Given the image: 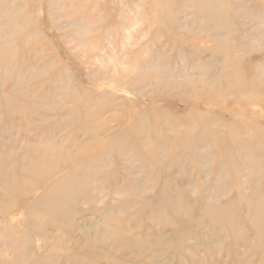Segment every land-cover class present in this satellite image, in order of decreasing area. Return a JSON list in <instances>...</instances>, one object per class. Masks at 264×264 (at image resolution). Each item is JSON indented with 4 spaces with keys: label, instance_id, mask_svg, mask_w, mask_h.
<instances>
[{
    "label": "rangeland",
    "instance_id": "rangeland-1",
    "mask_svg": "<svg viewBox=\"0 0 264 264\" xmlns=\"http://www.w3.org/2000/svg\"><path fill=\"white\" fill-rule=\"evenodd\" d=\"M222 1L240 14L227 16L224 45L258 34L230 55L233 74L250 84V69L264 86V0ZM195 13L185 0H0V264H264V162L218 145L212 161V147L186 149L167 131L169 119L206 113L222 139L251 140L249 125L264 137V90L246 93L253 103L203 99L233 79L224 53L214 62L208 50L224 26ZM180 48L214 68L188 70ZM160 56L172 59L168 84L153 82ZM182 71L204 75L202 94L172 78ZM140 113L145 158L109 146ZM255 139L247 155L258 159Z\"/></svg>",
    "mask_w": 264,
    "mask_h": 264
},
{
    "label": "bare ground",
    "instance_id": "bare-ground-1",
    "mask_svg": "<svg viewBox=\"0 0 264 264\" xmlns=\"http://www.w3.org/2000/svg\"><path fill=\"white\" fill-rule=\"evenodd\" d=\"M185 1H186V3H189L191 6L193 5L195 7L196 17H198L199 15L208 16L210 19H212V21L210 20L211 23L212 22L213 23L220 22L219 24L223 25L224 29L226 30L225 36H219V37L217 36L216 40H218V42H215V44L211 48H208V50L210 49V51L213 52L210 54V56L213 58L214 62L218 61L219 56L222 55V53H224V55H225L224 56V62L226 63V67H230V69L232 71L230 73L229 72L223 73V78H225V79L227 78L226 80L231 78V79H233V81H231V83H228L226 85V87H227L226 91H218L217 93H215L216 95L212 94V95H209V97H203V99L205 101L208 100V101L214 102L216 97L220 98V97H224V96H228V95L235 97V96L239 95L240 98L242 97V99H245L248 103H253V101H254L253 98H255V96L246 97L247 96L246 93H249V91H253L255 94H259L261 91L264 90V86L261 85V83H263V82L261 81V78L257 75H254L253 71L250 69H248L249 75H248V77H246V79L249 80L250 84L245 83V81L244 82L241 81V79L237 75L233 74V73L237 74V71L239 70V62L236 59L235 60L231 59L232 56H230V55H232L233 53H239L240 55H244L246 53V51L243 50L244 47L246 46L245 42L246 41H248V43L254 42V39L258 36V34L257 35L255 34L256 36L254 34L253 35H245L244 33H246V31H244V33L241 32V35H239L238 37L237 36L235 37L238 40L235 43L236 45L234 44V46L232 45V46L228 47L227 45H224V43L226 42V39L229 40L230 37H232L231 34L233 31L231 32L232 26H230V25L232 24L233 20L227 18V16L231 12V14L233 13V15L235 14V16L238 17L240 15L239 12L237 10H235V8L230 3L223 2L222 0H221L222 5L218 1L216 2L214 0H185ZM259 6H260V3L259 2L256 3V6L254 8L255 11H258L257 8ZM21 19H23V18H21ZM173 19H175V15L174 14L173 15L168 14L167 21H169V23H171L172 25L174 22ZM255 27L257 29L258 25H255ZM259 27H258V29H260ZM175 29L177 30L178 28H175ZM238 30L242 31V28H239ZM221 39H223V40H221ZM174 43H176V41ZM188 54L184 53L182 48H180V50L177 53V56H179L180 60L182 59V61L185 63L188 70L192 71L195 69L200 70V69H212V68H214L213 65L211 64V62H209V63L207 62V64H205L204 61H202L203 63L200 61H199L200 63L195 62L196 61V59H195L196 55H194V52L190 53L189 55ZM140 57H137L136 60H134V62H135L134 66H136L134 69H138V70L142 71L141 66L143 64H146V63ZM161 57L162 56H160L159 61H160L161 69L164 71V73L157 74L156 76H153V82H155L156 84L157 83L168 84V82L166 81V78L171 79L169 76L170 73H167V75H166L165 72L167 71L168 67L170 66L172 59H170L169 57H164V58H161ZM150 68L153 69L154 67L150 66ZM225 69H227V68H225ZM182 70H185V68ZM223 70H224V68H223ZM143 71H144V69H143ZM207 72H210V70ZM185 73H187V72L182 71L180 74H177V75L173 76L172 78L174 80L181 78L183 80V84L185 87H190L192 91L195 90L196 91L195 93L199 94L201 92L199 90V88L203 87L201 81L203 82L204 75L200 74L198 76L199 80H192L191 76L187 75ZM218 74H219L218 69H215V73L212 76L208 77L209 81H210V78H212V79H214V81H216L218 79ZM215 77H217V78H215ZM150 80H152V79H150ZM150 80L148 77L145 80H141L140 82H136L135 84L146 83V82H149ZM206 81H207V79H206ZM252 83H254V84H252ZM174 85L175 84H173V83H172V85L170 84V88H174V87H172ZM208 87L210 89H211V87H215L216 89L220 90V86H218L217 83L215 84V82H209ZM207 92H209V91L207 90ZM169 93H171V92L169 91ZM202 93L203 92H201V94ZM205 95H208V94H205ZM89 97H91V95ZM234 97H233V99H234ZM243 97H245V98H243ZM235 98H236V100H238L239 97H235ZM90 99L89 100L87 99V102H88L87 107L91 109L90 106H93V101H91ZM77 101L79 102L78 98H77ZM91 117L94 118V116H91ZM128 118L131 120L124 123L125 124L124 128L122 127L123 130L115 139H113V142L111 141L109 146H118L120 148L119 151H122V150L124 151L126 148H128L127 150H129V148H133V149L136 148V155H134V156L140 157V158H145L146 156L142 152V149H144V146L146 147L147 143L143 142L141 139H139V137H141L146 130V127H147L146 117L144 114L140 113V114L134 115V116H133V114L129 115ZM216 125H217V121L212 117H208L206 113L205 114L204 113L203 114L193 113L192 115L188 116L187 118H184V117L180 118V119L178 118V119H175L174 121H173V119H171V120L169 119L167 131L170 134H172L177 141H180V143H181L180 145L186 149L189 148L192 150H195V149L202 150L203 148L212 147L213 151L209 152L207 157H206L208 159H211L212 161L218 160L217 159L218 154L216 153V151L220 147H232L233 146V147H236L237 149H239V151H241V150L248 151V152H245V154L247 156L246 163H248L250 165H258L259 166L260 163L264 162V156H262V154H260V151H259L260 149L264 150V137H261L262 132L259 129H257L255 126L249 125L250 129L252 127L253 134H254V137H250V139L253 140V139H255V137L257 138V139H255L257 142L252 143L253 145L257 146L256 150L259 149L258 154L256 153V155L259 156L257 159V157H254V156L250 157L249 155H247V153L251 154V152H250L251 151V147H250L251 145L248 144L251 140H247V141L240 140L239 141V140L234 139V138L233 139L232 138H223L222 139V138H220V136H218V133H217L218 128H216ZM243 125H245V124H243ZM193 126L195 128H193ZM228 128H231V126H228ZM181 129L183 130L182 132H180ZM124 132H126L125 135H123ZM171 141L172 140H165L166 143L160 146L159 149H162V153L163 152L165 153L166 151H168L167 149H168L169 145L172 144ZM214 146H217V147H215L217 150H214ZM219 156H220V154H219ZM185 158H186V161H189V162L193 161L194 162V160L198 159V156L196 154H190V155L185 156ZM182 159H183V157H182ZM59 189H61V190L64 189V181L57 183L54 186V188L52 189V191L53 190H59ZM82 189L85 190L84 187ZM64 192L65 191H59V194H62ZM160 207L161 206H158L159 210H160ZM162 208L165 209V206H162Z\"/></svg>",
    "mask_w": 264,
    "mask_h": 264
}]
</instances>
